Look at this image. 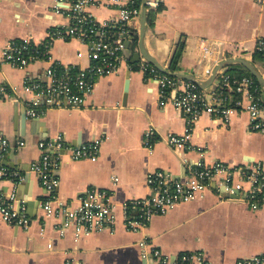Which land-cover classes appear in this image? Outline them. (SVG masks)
<instances>
[{
  "label": "crops",
  "instance_id": "crops-1",
  "mask_svg": "<svg viewBox=\"0 0 264 264\" xmlns=\"http://www.w3.org/2000/svg\"><path fill=\"white\" fill-rule=\"evenodd\" d=\"M56 4L57 0H0V51L11 40L42 41L49 30L66 27L69 18L55 11ZM119 7L112 0H92L89 10L104 21L116 17ZM148 12L147 8L145 48L165 68L170 70L172 55L183 43L175 72L206 81L222 60L242 57L264 76V55L255 54L264 51L256 48L264 38V4L256 0H165L150 20ZM134 25L137 43L128 44L117 73L95 82L83 107L44 103L43 116L29 119L26 107L31 95L24 90L25 81L40 79L53 63L87 67L88 47L80 39H56L52 60L37 61L24 69L0 63V88L4 90L0 94V134L13 144L27 142L21 149H10L2 162L23 179L10 177L0 185L26 204L33 219L31 227L24 230L0 216V264H157L152 256L142 255L138 244L145 237L150 247L171 258L201 251L211 264H234L237 259L264 252V210L254 211L233 195L222 197L216 187L221 176L203 196L166 214H155L144 229L127 228L124 204L149 194L146 178L150 171L164 170L183 178L199 160H219L244 168L256 161L264 165V133L250 129L249 114L243 109L229 122L202 114L193 125L190 149L175 150L165 142L169 134H183L188 121L171 104L160 106L157 84L146 81L143 72L133 68L132 59L140 50V18ZM211 41L222 45L219 59L204 55L203 47ZM228 67L221 69L235 76L237 70L228 71ZM207 68L212 69L210 75ZM149 126L155 127L158 136L151 148L144 145ZM58 135L67 148L102 138L96 161L64 157L57 173V195L61 202L78 206L88 189H110L116 211L114 227L76 237L72 222L62 233L57 221L44 216L39 202L46 198V190L32 171V163L41 154L39 142ZM64 221L60 218L59 224Z\"/></svg>",
  "mask_w": 264,
  "mask_h": 264
},
{
  "label": "built area",
  "instance_id": "built-area-1",
  "mask_svg": "<svg viewBox=\"0 0 264 264\" xmlns=\"http://www.w3.org/2000/svg\"><path fill=\"white\" fill-rule=\"evenodd\" d=\"M164 1L147 0V8L148 6L158 8ZM256 1L264 4V0ZM112 2L120 5L118 15L100 21L89 10L92 0H57L55 11L66 14L69 18L66 27L49 30L42 41L11 40L0 51V63L7 62L24 69L37 61L52 60L51 47L56 39L78 38L88 47L87 67L53 63L45 69L40 79L24 82L25 92L31 95L26 107V115L29 119H40L43 116L44 103L46 106L83 107L88 96L93 92L95 82L120 70L128 44L137 35L134 23L140 18L142 0H112ZM256 48L260 51L264 50V38L258 40ZM203 52L205 56L217 55L219 59L222 45L211 41L204 45ZM138 67L146 81L157 84L159 105L165 107L171 104L188 121L183 134H169L164 138L165 142L175 150L192 148L193 125L205 113L229 122L232 115L243 109L249 114L250 129L264 133V86L256 82L252 76L238 78L220 69L213 86L207 89L195 82L164 73L145 58L138 62ZM206 73L210 75L212 69L207 68ZM1 93H4L2 88H0ZM156 133L155 127L147 128L144 133L146 147L151 148L154 141L158 140ZM26 143V140H18L13 144L6 136L0 134V184L10 177L23 179L2 162L10 149H21ZM101 143L102 138L98 137L67 148L63 137L58 135L42 140L38 144L41 154L32 163V171L46 190V198L39 204L44 216L52 218L54 223L57 221V228L62 233L69 230L70 222L73 223L76 237L84 233L88 234L92 230H104L115 225L116 211L110 189L100 187L88 189L81 197L78 206L61 202L57 195L60 185L57 173L64 157L67 155L74 160L96 161ZM217 176H221L216 187L222 197H231L237 193V198L247 203L252 210H264V165L261 161L244 168L231 166L219 160L213 163L199 160L190 167L188 175L183 178H175L164 170L148 172L146 182L149 194L124 204L127 228L140 231L147 226L155 214H166L184 202L203 196L213 187V180ZM236 177L238 179H235ZM18 184L19 181L16 182V185ZM0 216L9 225L24 230H28L33 221L27 212L26 204L19 202L14 192L10 195L4 192L1 185ZM62 217L65 218L64 224H59V219ZM138 245L142 249V255L145 258L152 256L157 264H211L201 251L186 252L171 258L160 249L150 247L146 237L140 240ZM234 264H264V252L237 259Z\"/></svg>",
  "mask_w": 264,
  "mask_h": 264
},
{
  "label": "water",
  "instance_id": "water-1",
  "mask_svg": "<svg viewBox=\"0 0 264 264\" xmlns=\"http://www.w3.org/2000/svg\"><path fill=\"white\" fill-rule=\"evenodd\" d=\"M146 22H147V0H142V11H141V16H140V34H139L140 35L139 36L140 37L139 38L140 50L134 54V58L132 59V62H139L141 60V57H143L146 60H148L150 63L155 65L162 72L167 73L174 77H178L181 79L195 82L202 88H207L213 83V81L215 80L217 76L218 70H220L221 68L228 67L233 64H240V65H243L257 79L259 84L264 86L263 74L254 66V64L251 61L245 58H242V57H231V58H226L222 60L215 67L210 78L207 79L206 81L197 80L190 75L183 74L180 72L170 71L169 69L165 68L162 64H160L145 48L144 37H145V31H146ZM128 83L129 82L127 81L125 85L126 93L128 91ZM235 195L236 194H234L233 197H238V195L237 196Z\"/></svg>",
  "mask_w": 264,
  "mask_h": 264
},
{
  "label": "trees",
  "instance_id": "trees-1",
  "mask_svg": "<svg viewBox=\"0 0 264 264\" xmlns=\"http://www.w3.org/2000/svg\"><path fill=\"white\" fill-rule=\"evenodd\" d=\"M161 8H162V6H159L158 8H155V9H153V8H151V7L148 6V9H149V12H148L149 20L152 17L153 11L159 10ZM136 43H137V35L134 38V44H136ZM183 48H184V44L183 43H180L177 46L176 50L174 51V53L172 55V58H171L170 64H169V68L173 72H175V71L178 70L179 60H180V58L182 56ZM255 54L264 55V51L261 52V53L259 51L258 52L256 51ZM132 66H133L134 69H138L139 68L137 62H134L132 64ZM233 70H237V73H236L235 76L238 77V78H240L242 76H252L256 80V82H258L257 79L243 65H236V66L235 65H232V66L228 67V71H233Z\"/></svg>",
  "mask_w": 264,
  "mask_h": 264
}]
</instances>
